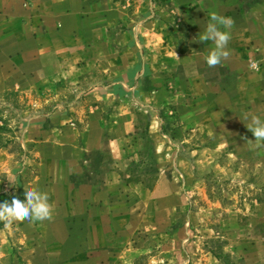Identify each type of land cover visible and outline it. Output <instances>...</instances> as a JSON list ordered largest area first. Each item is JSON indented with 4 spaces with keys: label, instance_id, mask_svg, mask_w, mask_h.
<instances>
[{
    "label": "rangeland",
    "instance_id": "1",
    "mask_svg": "<svg viewBox=\"0 0 264 264\" xmlns=\"http://www.w3.org/2000/svg\"><path fill=\"white\" fill-rule=\"evenodd\" d=\"M118 1L137 11L135 21L157 18L164 43L149 47V65L140 56L132 78L103 77L102 58L100 79L71 88L0 83V202L39 184L47 156L56 159L48 169L63 174L67 154L93 150L84 144L93 138L89 163L112 187L92 208L103 221L97 230L128 250L130 263L264 264V141L247 128L253 116L264 119V0ZM212 14L234 21L228 66L206 63L214 45L199 29ZM182 59L196 70L192 81L175 78ZM92 83L106 92H89ZM17 226L0 220L11 234Z\"/></svg>",
    "mask_w": 264,
    "mask_h": 264
},
{
    "label": "crops",
    "instance_id": "2",
    "mask_svg": "<svg viewBox=\"0 0 264 264\" xmlns=\"http://www.w3.org/2000/svg\"><path fill=\"white\" fill-rule=\"evenodd\" d=\"M212 12L200 14L208 16ZM134 16L137 11L118 0H0V83L47 90L64 81L71 88V81L83 85L100 79L102 58L108 62L103 77L112 79L118 71L124 78L127 74L136 77L140 56L149 65V47H160L164 40L157 18L135 21ZM204 29L206 26L199 30ZM228 45L229 41L227 50ZM161 48L158 58L167 59L166 50ZM181 61L175 63V78L192 81L196 70ZM221 64L228 66L229 58L223 57ZM154 76L147 79L158 80ZM221 76L223 80V72ZM92 84L89 92H106L105 86ZM99 110L98 106L91 108L89 121H94ZM96 126L91 124V133ZM84 144L93 150L68 153L65 165L69 168L63 174L59 169H48L47 165L55 164V157L42 160L40 176L33 179L40 180L39 184L33 181L25 187L48 194L51 216L43 221L15 220L20 230L16 234L0 228V264H133L125 258L128 250L113 247L97 230L103 221L92 208L102 205L100 195L112 187L95 178L102 176L101 169L89 163L97 156L93 138ZM56 158L63 157L57 154ZM93 225L95 230H91ZM13 245L17 249L11 248Z\"/></svg>",
    "mask_w": 264,
    "mask_h": 264
},
{
    "label": "clouds",
    "instance_id": "3",
    "mask_svg": "<svg viewBox=\"0 0 264 264\" xmlns=\"http://www.w3.org/2000/svg\"><path fill=\"white\" fill-rule=\"evenodd\" d=\"M233 23L234 21L230 17L211 15V22L206 25L204 34L201 36V40H211L214 44V49L206 57V63L209 67L219 64L221 59L228 55L226 46L231 34L221 30L220 26L227 29ZM247 128L252 132L256 141H264V119L253 116L251 125ZM50 216L51 205L48 194L37 190L35 187H25L22 197L13 194L10 200L0 202V220L9 224L13 220L20 219L43 221Z\"/></svg>",
    "mask_w": 264,
    "mask_h": 264
}]
</instances>
